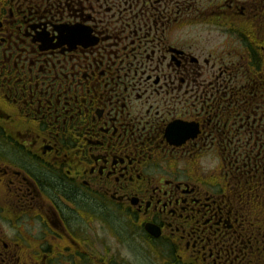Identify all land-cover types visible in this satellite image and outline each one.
<instances>
[{
  "label": "flooded vegetation",
  "instance_id": "obj_1",
  "mask_svg": "<svg viewBox=\"0 0 264 264\" xmlns=\"http://www.w3.org/2000/svg\"><path fill=\"white\" fill-rule=\"evenodd\" d=\"M118 1L0 0V264H24L27 243L25 264H121L130 242L158 264H264L226 158L205 164L243 139L213 114L224 73L203 72L212 54L175 36L164 0L119 17Z\"/></svg>",
  "mask_w": 264,
  "mask_h": 264
},
{
  "label": "trees",
  "instance_id": "obj_2",
  "mask_svg": "<svg viewBox=\"0 0 264 264\" xmlns=\"http://www.w3.org/2000/svg\"><path fill=\"white\" fill-rule=\"evenodd\" d=\"M193 1L164 0L163 9L180 13V19L186 14L182 21L194 20L184 22L182 27L213 22L218 13V5L204 4L201 0H196L194 8L190 5ZM127 2L131 5V0ZM119 3L121 1L117 5ZM236 8L218 14L217 17L232 26V30L245 44L248 54L243 63L233 64L228 69L231 74H227V78L218 87H223L221 91L225 90L226 101L213 104V108L218 111L213 114L218 116L217 124L220 126L224 122L244 126L238 135L235 133L227 137L229 142L243 138L239 146H226L219 150L227 157L226 162L229 165L226 166L227 184L233 190L236 202L244 208L246 217L254 222L261 239L264 240V14H256L254 18L250 15L245 18L247 21H243L235 13L239 11ZM142 11L145 12L146 9ZM157 11L161 12L162 9L158 7ZM238 77L243 79L239 80ZM229 160L232 163H228Z\"/></svg>",
  "mask_w": 264,
  "mask_h": 264
},
{
  "label": "rangeland",
  "instance_id": "obj_3",
  "mask_svg": "<svg viewBox=\"0 0 264 264\" xmlns=\"http://www.w3.org/2000/svg\"><path fill=\"white\" fill-rule=\"evenodd\" d=\"M213 3V5H218L217 12L221 15L224 12H226L228 9L233 10L238 5H243L245 8H247L250 11H253L254 13L257 10V3L256 0H206ZM224 2V3H223ZM263 0H258V3L262 4ZM187 6V5H186ZM262 9V8H261ZM260 9V10H261ZM217 13V15H218ZM186 15V14H185ZM184 15V18H185ZM217 15L215 16V19L212 20L213 22H202L200 24H193V25H186L183 29H181L175 36L180 37L181 42L185 43L187 47H191V50L193 53V56L195 57H201L200 59L203 61L204 59L202 56H204L206 59H209L207 57L208 54H212V62L210 61L209 65L204 68V71H207L206 74L208 78H210L209 71L211 70V75L219 76L221 72L224 73V78H226L227 74H231V72L228 70L229 68L233 67V64H239L243 63L245 61V56H247L248 51L246 49L245 44L241 41V38L233 32L232 26H228L225 22L218 19ZM246 17H248V14H245ZM245 20V19H244ZM243 20V21H244ZM194 20H185L182 21V24L184 22H191ZM247 21V20H245ZM182 24L180 25L182 27ZM121 25L119 24L117 28H119ZM258 36L259 33H258ZM217 58V60H215ZM210 60V59H209ZM222 70V71H220ZM223 78V77H221ZM239 79V77H238ZM243 79L240 77L239 80ZM220 150L214 146L212 148V156L205 161V164L207 167L209 166L210 169L218 167L222 160L220 157ZM230 162V160L228 161ZM233 164L230 165L232 167ZM221 173V172H220ZM220 173L217 175L220 176ZM220 187V186H219ZM9 215L10 222L4 221V238L8 239L9 241H13L18 236L20 237V233L17 231L16 227V233L17 235L13 234L14 231L11 229V226H15L19 224L20 221L17 220V213L18 210H13L12 205L9 206V210L6 212V215ZM13 214V215H12ZM243 214V213H242ZM21 226H23L22 223H20ZM120 223H115V227H119ZM91 226V224H89ZM29 232H33L32 229L28 226L27 227ZM23 238V237H21ZM29 243L27 245H23L21 248V252L25 256H23L22 263H26L29 261L30 257V249H29ZM119 244V243H118ZM109 247L106 244H102L100 247V251H108ZM115 251L116 255L117 253L121 257L118 262L121 264L123 261L129 260L128 257H126V254L131 257V264H156V260H151L148 257L144 256L143 249L140 245L131 243L128 245H117ZM30 262V261H29ZM63 264H72L71 262H63ZM158 264V263H157Z\"/></svg>",
  "mask_w": 264,
  "mask_h": 264
},
{
  "label": "water",
  "instance_id": "obj_4",
  "mask_svg": "<svg viewBox=\"0 0 264 264\" xmlns=\"http://www.w3.org/2000/svg\"><path fill=\"white\" fill-rule=\"evenodd\" d=\"M195 138V137H194ZM181 144H183V143H181ZM181 144H179V145H181Z\"/></svg>",
  "mask_w": 264,
  "mask_h": 264
}]
</instances>
